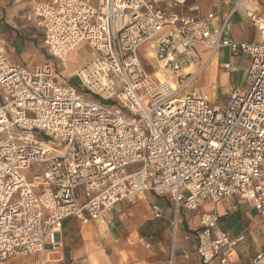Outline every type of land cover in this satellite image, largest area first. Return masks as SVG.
<instances>
[{
	"label": "built area",
	"instance_id": "built-area-1",
	"mask_svg": "<svg viewBox=\"0 0 264 264\" xmlns=\"http://www.w3.org/2000/svg\"><path fill=\"white\" fill-rule=\"evenodd\" d=\"M188 2L38 0L31 17L48 58L29 67L0 49V259L40 255L43 264L66 219L103 221L147 192L172 201L173 229L179 208L232 196L264 216V11L248 10L260 40L237 41L233 11L216 30L176 12ZM81 43L93 58L71 74L74 84L64 73ZM144 46L157 64L146 65ZM222 49L250 59L244 86L223 101L216 82L201 84ZM221 68L238 72L239 63ZM195 238L203 263L235 264L245 235L233 239L211 210ZM251 264H264V252Z\"/></svg>",
	"mask_w": 264,
	"mask_h": 264
},
{
	"label": "crops",
	"instance_id": "crops-1",
	"mask_svg": "<svg viewBox=\"0 0 264 264\" xmlns=\"http://www.w3.org/2000/svg\"><path fill=\"white\" fill-rule=\"evenodd\" d=\"M243 1L195 0L191 6L186 4L176 8V12L182 17L193 16L185 10L189 7L190 12H198L197 15L210 19L217 30L228 13L233 11L231 37L237 41H259L260 35L248 17V10L262 13L264 9L261 0ZM41 32L42 40H35L33 45L44 49L42 29ZM256 33L258 39L254 38ZM222 51H226L228 56L225 61L231 59L234 63H239L242 59L230 58L229 51L222 49L207 68L215 64L211 77L205 78L207 69L202 77L209 83L215 82L219 72L224 74L225 70L221 66L225 61L219 60ZM29 56L28 53L21 55V61ZM206 56L205 52L204 57ZM27 63L29 67L36 65L33 60ZM153 205L160 207L162 217H154ZM211 210L218 212L221 227L233 239L245 235V239L237 242L231 253V260L235 264H251L258 254L264 252V216L260 215L252 202L232 196L216 204L206 202L195 211L181 207L173 229L175 212L172 201L166 196L147 192L132 201L117 203L103 221H93L83 226L76 218L66 219L60 246L53 251L54 255H43V264H205L196 252L195 236L200 227L201 214ZM141 237L151 243V248L139 243ZM7 264H41V259L37 255H30L14 258ZM209 264L219 263L214 261Z\"/></svg>",
	"mask_w": 264,
	"mask_h": 264
},
{
	"label": "rangeland",
	"instance_id": "rangeland-1",
	"mask_svg": "<svg viewBox=\"0 0 264 264\" xmlns=\"http://www.w3.org/2000/svg\"><path fill=\"white\" fill-rule=\"evenodd\" d=\"M38 0H0V49H3L11 60L15 62H20L21 55H30L22 63L28 65L27 61L33 60L34 63L39 64L46 60L48 56L44 52L43 47L34 46L35 40H42L41 28L38 26L37 22L31 17V11L34 3ZM97 3V0H94ZM195 0H190L187 5L191 6ZM187 14L189 15L198 14V12H190L189 7L185 8ZM255 39H258L256 33ZM40 43V42H39ZM37 44V42L35 43ZM32 49V50H31ZM142 53L145 58V63L148 67H151L156 63V60L151 58L150 54L147 53L146 47L142 48ZM41 56V58H40ZM92 51L87 46L86 43H81L68 57V69L64 73L65 79L76 84L77 79L71 74L81 69L85 66L91 59ZM42 59V60H41ZM228 59L226 51H222L219 57L220 61H225ZM41 60L40 62H38ZM250 59L248 56H243L239 61V71L238 72H219L215 77V82L219 86V92L215 93L216 96L219 95V100H225V96L230 93L233 87L241 86L243 87L246 81L245 72L249 67ZM215 64L213 63L205 73L206 77H211L212 70ZM205 78L201 79L202 86H207L209 82ZM211 79V78H210ZM213 80V79H211ZM3 137H0V140ZM79 198L84 201L83 193L81 189L79 190ZM75 219L74 217H72ZM44 255H54L53 251H46ZM40 257V255H37ZM9 260L0 259V264H7Z\"/></svg>",
	"mask_w": 264,
	"mask_h": 264
},
{
	"label": "bare ground",
	"instance_id": "bare-ground-1",
	"mask_svg": "<svg viewBox=\"0 0 264 264\" xmlns=\"http://www.w3.org/2000/svg\"><path fill=\"white\" fill-rule=\"evenodd\" d=\"M68 57H69V55H68ZM162 76V75H161Z\"/></svg>",
	"mask_w": 264,
	"mask_h": 264
}]
</instances>
